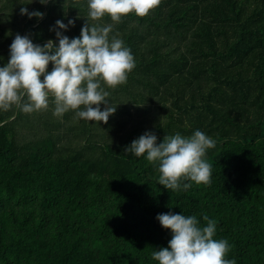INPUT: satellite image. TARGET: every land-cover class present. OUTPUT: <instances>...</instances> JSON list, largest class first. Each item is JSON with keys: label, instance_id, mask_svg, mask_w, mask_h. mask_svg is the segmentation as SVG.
<instances>
[{"label": "trees", "instance_id": "1", "mask_svg": "<svg viewBox=\"0 0 264 264\" xmlns=\"http://www.w3.org/2000/svg\"><path fill=\"white\" fill-rule=\"evenodd\" d=\"M263 125L264 0H0V264H264Z\"/></svg>", "mask_w": 264, "mask_h": 264}, {"label": "rangeland", "instance_id": "2", "mask_svg": "<svg viewBox=\"0 0 264 264\" xmlns=\"http://www.w3.org/2000/svg\"><path fill=\"white\" fill-rule=\"evenodd\" d=\"M264 137V125L262 131ZM168 157V165L159 173L157 181L173 178H190L209 175L214 162L218 159L219 141L204 139L193 140H162Z\"/></svg>", "mask_w": 264, "mask_h": 264}]
</instances>
